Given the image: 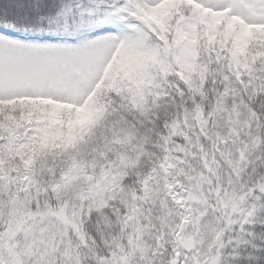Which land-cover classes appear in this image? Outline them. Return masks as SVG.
<instances>
[{"label": "snow or ice", "instance_id": "1", "mask_svg": "<svg viewBox=\"0 0 264 264\" xmlns=\"http://www.w3.org/2000/svg\"><path fill=\"white\" fill-rule=\"evenodd\" d=\"M0 264H264V0H0Z\"/></svg>", "mask_w": 264, "mask_h": 264}]
</instances>
